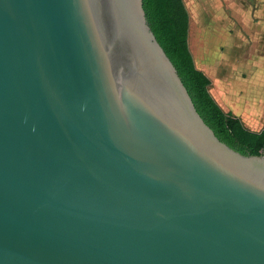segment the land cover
Returning a JSON list of instances; mask_svg holds the SVG:
<instances>
[{"label":"water","instance_id":"95a60500","mask_svg":"<svg viewBox=\"0 0 264 264\" xmlns=\"http://www.w3.org/2000/svg\"><path fill=\"white\" fill-rule=\"evenodd\" d=\"M0 264H264V154L204 121L143 0H0Z\"/></svg>","mask_w":264,"mask_h":264},{"label":"trees","instance_id":"16d2710c","mask_svg":"<svg viewBox=\"0 0 264 264\" xmlns=\"http://www.w3.org/2000/svg\"><path fill=\"white\" fill-rule=\"evenodd\" d=\"M149 25L176 67L191 99L216 136L243 154L260 155L264 129L246 128L240 119L225 112L209 92L208 76L195 66L188 47L189 14L183 0H143Z\"/></svg>","mask_w":264,"mask_h":264},{"label":"crops","instance_id":"0c3cea01","mask_svg":"<svg viewBox=\"0 0 264 264\" xmlns=\"http://www.w3.org/2000/svg\"><path fill=\"white\" fill-rule=\"evenodd\" d=\"M250 25L252 30L264 35L263 10H257V15L251 16ZM220 39L221 35L216 32L210 35L209 40L213 42L208 55L200 52L196 58V53L189 49L195 66L210 79L209 92L225 112L238 117L246 128L261 131L264 129V40L260 36L262 40L256 43L257 57L223 59L220 51L227 37ZM228 48L230 54L236 50L232 45Z\"/></svg>","mask_w":264,"mask_h":264},{"label":"rangeland","instance_id":"374dc122","mask_svg":"<svg viewBox=\"0 0 264 264\" xmlns=\"http://www.w3.org/2000/svg\"><path fill=\"white\" fill-rule=\"evenodd\" d=\"M183 3L189 14V49L196 53V58L200 52L208 55L213 42L209 38L214 32L221 35V41L227 37L220 51L223 59L235 56L249 59L259 55L255 47L258 41L264 40V35L251 29L250 20L252 15H257V10L264 11V0H183ZM231 45L236 49L233 54L228 50ZM261 153L264 154V149Z\"/></svg>","mask_w":264,"mask_h":264}]
</instances>
